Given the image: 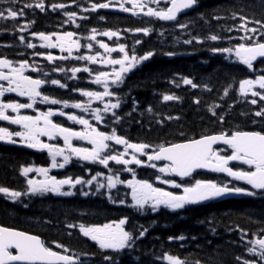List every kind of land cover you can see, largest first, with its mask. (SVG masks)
<instances>
[{
  "label": "trees",
  "instance_id": "obj_1",
  "mask_svg": "<svg viewBox=\"0 0 264 264\" xmlns=\"http://www.w3.org/2000/svg\"><path fill=\"white\" fill-rule=\"evenodd\" d=\"M26 2L0 0V11L12 7L19 12ZM38 17L39 26L47 25L44 16ZM109 17L113 25L134 28L136 43L139 41L135 47L137 54L152 53L143 66L124 76L123 83L112 90L115 96L110 100L115 99L119 104L116 113L119 119L112 126L109 115L108 125L118 136L131 143L159 148L215 133H264V116L255 115L264 109V100L240 95L241 81L264 75V61L249 69L235 55L240 44L264 42V0H199L194 10L170 25L162 24L157 18H141L127 25L129 20L123 16ZM31 19L32 16L26 21L0 18V23H7V29L27 23L35 31ZM181 24L186 27L181 28ZM144 29L148 30L147 35ZM212 36L217 39L212 40ZM249 36L252 39L246 38ZM226 48L231 53L222 51ZM71 76L53 78L69 85L70 91L63 92L66 100H77L74 92L80 87L81 78L74 76L71 80ZM179 78L190 79L196 87L182 85ZM91 87L96 90L89 76L82 75V90ZM165 95L173 97L171 102H165ZM82 100L87 102L86 97ZM252 100L256 103H251ZM94 107L98 108L99 104ZM82 115H85L83 111ZM30 156L26 151L0 147V185L15 187L18 167L29 162ZM111 204L104 195L86 200L48 197L18 205L0 199V224L36 234L52 249L61 244L81 264L88 261L90 264H166L163 260L166 253L179 257L185 264H244L245 261L264 264L257 254L249 252L250 248L254 249L251 242L264 236V195L257 199L211 202L180 213L162 211L146 216ZM121 219H126L124 229L132 234L134 243L119 252L91 245L76 231L82 224L102 226ZM141 231L143 237L139 236ZM180 236L184 239H178ZM105 256L111 259L105 260Z\"/></svg>",
  "mask_w": 264,
  "mask_h": 264
},
{
  "label": "snow or ice",
  "instance_id": "obj_2",
  "mask_svg": "<svg viewBox=\"0 0 264 264\" xmlns=\"http://www.w3.org/2000/svg\"><path fill=\"white\" fill-rule=\"evenodd\" d=\"M152 3L159 5L161 0H151ZM167 5L166 8L153 9L148 8L145 15L157 17L162 21H174L177 19V14L184 9L191 8L196 0H163ZM15 3V0H12ZM25 7H30V5H25ZM36 7L43 10V4L38 3ZM64 4H53L52 8H64ZM108 3L92 4V10L96 8H108ZM137 5L133 3V9ZM87 11L88 9H83ZM120 10L129 11L125 8L123 3L120 4ZM6 13V14H5ZM135 14V12H133ZM23 12L17 11L12 7H8L4 11H0V18L3 19H15L18 16H22ZM74 13L69 14L71 19ZM243 19V18H242ZM181 28L186 27V25H179ZM243 27V26H242ZM264 27V25H262ZM139 31V30H138ZM144 33L147 35L148 30L144 29ZM246 32H256V29H245ZM54 35V34H53ZM74 33L67 32L63 36H57V43L51 41V36L45 35L43 33L39 34V37L45 43H42L41 47L55 48L59 47L61 52L67 51L69 56L72 54V49H79L81 45L79 43L71 40ZM103 35L111 38L116 35L114 32H105ZM247 39H252V37H246ZM23 41V37H20ZM91 40H95V30H93V35L90 37ZM212 40H216V36L211 37ZM243 39V37H242ZM189 42L190 41H186ZM139 43V41H137ZM67 45V47H66ZM32 48L33 45L29 43L27 45ZM90 49L91 44L87 45ZM100 48L106 50V52L111 53L114 51H119L124 53L122 58L119 59H107L104 61L106 64L119 65V70H113L111 76L113 77L111 83L119 87L123 83V74L128 73L133 67L134 63H139L140 60H146L152 55L151 52L147 53L143 57L137 58L135 55L129 57L125 52V46L120 45L117 48L109 47L107 44L100 43ZM221 51V50H216ZM224 52L231 53V49H223ZM171 55V53H168ZM235 55L238 57L239 62L246 65L249 69L253 68V61L257 57H264V42H253L251 45L240 44L235 49ZM60 59H67V57H59ZM49 61H52L54 57L49 55L47 57ZM79 60H87L91 63L96 62L95 55L89 56H79L76 57ZM26 62L20 64V67H14L12 62L7 59H0V69H7V74L0 70V81H7L8 87L4 88L0 85V97H2L5 92H15L18 96H27L28 103H18V102H0V120L9 121L11 124L20 125L23 131H17L15 133H9L6 129L0 128V139L7 138L8 142H13L11 137L13 135L20 137L29 148H35L38 150L47 149L48 154L52 157V167L63 168L69 161V156L64 154V149L57 148L53 145L43 143L39 139L40 136H47L49 140H52L56 135L62 137L67 149L78 156L80 159L91 162L99 163L104 167H108L109 161H114L118 165H124L125 170L129 164L141 165L142 161L138 158L137 153L140 156L147 155L149 161H159L165 160L169 161L170 164L164 167H160L158 171L163 174H172L181 179L188 177L196 169H209L213 172H223L235 180L244 181L246 184L250 185L252 189L258 191H264V133L259 131H234L231 135L226 133H221L218 135L203 136L200 139H192L186 143H174L165 147L163 145L159 146L158 150H153L152 154H148L146 149L150 146L144 143H130L123 137L116 135L115 131L111 134H107L102 131H98L97 128L93 127L89 120L83 117H77L75 115H68V119L74 121L77 124L83 126L84 131L76 132L69 128L60 126L53 123L49 118L54 115L50 110L47 112H41L38 115H17L11 117L6 115L7 110H11L13 113H18L20 109H32L33 104L37 102L57 104L60 101L56 99H50L48 96L42 95L38 89L41 87L44 81L40 79H30L23 75L25 70ZM35 71V68H32ZM84 72L91 74L90 69L84 67L82 69ZM73 75L81 71L80 68H73ZM109 73L99 72L95 76L92 83L98 84L103 87V91H81V95L87 97L86 103H74L71 105L73 108L80 109L83 112H89L90 104L94 100L103 102L105 97H113L115 93L109 90ZM53 84H58L57 80L51 81ZM183 83L186 85H192L190 79H184ZM60 87H65V85L60 84ZM259 88L264 90V75L258 76L255 80L245 79L240 82V90L242 93L251 91L253 97L259 96L261 100H264V91H252L253 88ZM165 101L172 100L173 97L170 95H165L163 97ZM251 103L255 104L256 101L252 100ZM64 107H69L67 102H63ZM119 106L117 103H104L103 110L105 112L109 109H116ZM35 110V109H33ZM91 113L94 116L97 123L102 121L101 109L94 108L91 109ZM64 115L63 112L59 113ZM215 114V113H213ZM115 116V113L113 112ZM256 116H264V109L257 111ZM118 120L119 117L117 116ZM87 140L89 144L92 145L91 150L87 148H77L73 147L71 144L72 139ZM107 141H114L116 145H122L124 151L116 154H104L105 149L109 147L106 143ZM217 143H222L227 145L231 149V154L224 156L219 155L217 150L213 149V145ZM128 149L132 150L131 159H125L124 157L128 155ZM223 151V150H221ZM57 156H61L63 159L62 163H58L56 160ZM230 161H240L246 164L250 170L240 171L233 170L228 167ZM150 167H155L154 164L149 165ZM33 171L32 168H23L22 173L27 175L29 172ZM43 179L34 180L28 179V190L24 194H46L52 193L60 196H70L73 195L71 190L63 191L65 185L69 186V189L74 188L76 185H88L90 186L96 176H93L90 180H83L79 177L72 179L71 177L64 179H57L54 176L48 175V169L38 168L35 169ZM160 179L159 177L157 178ZM118 183H122L118 177L109 175L107 177V184H98L97 191L100 188L106 187L109 192L111 189L115 188ZM160 183H167L173 188H182L183 194L176 195L170 191H163L160 188L153 187V185L144 180H129L126 182V186L131 189V199L135 207L143 209L145 205H150L155 211L158 206L163 205L164 207L177 210L183 209L186 205H194L201 203L202 201L210 200L216 197L224 195L226 192L243 193L245 195H255V192L248 191L243 188L234 187L229 189L226 185H218L212 181H202L196 180L194 184L185 186L175 181L171 180H160ZM0 193H5L15 201L16 198L22 195L19 191H10L7 188L0 187ZM87 195L88 193H83ZM109 200L112 201L111 195H109ZM115 202V201H113ZM123 203V201H119ZM126 223V219H121L118 223L113 222L111 224H104L102 226H88L85 227L83 224L80 225V232L83 236L94 241L101 249H111L113 251H119L127 247H131L134 243V238L131 233L125 231L121 226ZM69 227H73L69 225ZM264 231V230H262ZM140 237L144 236V231L139 233ZM173 237H169L172 240ZM178 239H184L183 236L178 237ZM255 246L258 245L259 251L256 254L259 256L261 261H264V238H258L251 242ZM57 248H62L64 253L69 251L68 248L61 244H56ZM10 249H15V254H13ZM253 248L249 249V252H253ZM105 260H110L111 257L105 256ZM163 260L166 264H185L179 257L172 256L170 254H164ZM0 264H76V260L72 256L61 254L57 251H53L51 248L46 247L45 244L35 235H28L21 231H15L7 227L0 226ZM244 264H249L245 261Z\"/></svg>",
  "mask_w": 264,
  "mask_h": 264
},
{
  "label": "flooded vegetation",
  "instance_id": "obj_3",
  "mask_svg": "<svg viewBox=\"0 0 264 264\" xmlns=\"http://www.w3.org/2000/svg\"><path fill=\"white\" fill-rule=\"evenodd\" d=\"M52 24V23H48ZM9 32L11 34H15L17 36L15 37H8L7 42V36L6 33ZM19 34V35H18ZM21 32L18 28L11 27L10 29H6V26L4 23H0V59L6 58L10 62H12V65L14 67L19 68L20 64L23 62H26L25 70L23 71V74H26L28 76L34 75L32 68H37L39 66V62H37L38 56L35 53V44L33 43L32 39L27 36L23 37V41L20 39ZM54 39V43H57V35H52ZM72 40V39H71ZM74 41V40H73ZM16 43L19 44L17 47V50H15L10 56H7V49H11L12 44ZM31 43L33 45L32 48H29L27 45ZM9 46V47H8ZM67 47V45H66ZM59 49V47H56ZM6 74L7 71L3 70ZM0 85H2L4 88L8 87L7 81H0ZM53 89V87H51ZM42 95L48 96L50 99H55L52 94H45L44 91L41 92ZM0 102L8 103V102H18V103H28V97L27 96H18L15 92H5V94L0 97ZM35 109V110H33ZM52 111L54 115H52L49 119L60 126L73 129L75 131L81 132L82 131V125H78L77 123H72L67 117L68 115L64 113V115H60L61 109L56 107L54 104L50 103H41L39 102V98H37V102L33 104L32 109H20L18 113H13L10 109L6 111V115H9L11 117H15L17 115H30V116H36L41 112H47ZM0 128L6 129L9 133H15L17 131H23V129L20 127V125L17 124H11L9 121L0 120ZM39 139L43 143H47L50 145H53L57 148H60L62 144H64V141L60 139L57 135L52 139L49 140L47 136H40ZM12 143H15L14 146H7L3 142L8 141L7 138L0 139V147L2 148H12L20 151H26L30 153V160L29 162L38 163L39 159H44V161L52 160V157L48 154L47 149L38 150L35 148H29L26 146V143L18 136L13 135L11 137ZM74 141H82L80 139L74 140ZM71 143L75 144L76 142L71 141ZM22 145L25 146L21 147ZM82 148V147H80ZM23 163H21L17 170V179L15 180V183L12 188H17L21 186L23 173L21 170V166ZM49 176H53V173H48ZM0 187L6 188L5 185H0ZM8 188V187H7ZM0 199H2L4 202H8V200L5 198V193H0Z\"/></svg>",
  "mask_w": 264,
  "mask_h": 264
},
{
  "label": "water",
  "instance_id": "obj_4",
  "mask_svg": "<svg viewBox=\"0 0 264 264\" xmlns=\"http://www.w3.org/2000/svg\"><path fill=\"white\" fill-rule=\"evenodd\" d=\"M195 7V4L191 7V8H188V9H192V8H194ZM188 9H184V10H182L181 12H179L178 14H177V18L180 16V15H182V14H184ZM166 22H170V21H166ZM261 59H264V57H257L252 63L254 64V63H256V62H258L259 60H261ZM219 144H221V143H217V144H214L212 147L214 148L215 146H217V145H219ZM159 161H163V160H159ZM165 161V160H164ZM167 162H169V161H167ZM195 171H199V172H206V171H209V172H213V171H211V170H209V169H196V170H194L193 172H192V174L191 175H193V173L195 172ZM223 173V172H222ZM224 174H226V173H224ZM190 175V176H191ZM190 176H188V177H190ZM188 177H185V178H188ZM180 178V177H179ZM234 193H232V192H226L224 195H233ZM224 195H222V196H224ZM206 201H208V200H206ZM206 201H202L201 203H198V204H194V205H201V204H203L204 202H206ZM41 240V239H40Z\"/></svg>",
  "mask_w": 264,
  "mask_h": 264
},
{
  "label": "rangeland",
  "instance_id": "obj_5",
  "mask_svg": "<svg viewBox=\"0 0 264 264\" xmlns=\"http://www.w3.org/2000/svg\"><path fill=\"white\" fill-rule=\"evenodd\" d=\"M161 1H163V0H161ZM98 179V177H96V180ZM105 179V178H104ZM96 180H93V182H92V184L90 185V186H87V188H90V187H93L94 185V183H96ZM98 184H102V183H100V182H98ZM167 184V183H166ZM97 185V184H96ZM170 186V185H169ZM171 187V186H170ZM173 188V187H172ZM100 189H102V188H100ZM73 193L75 192V187L74 188H72V190H71ZM88 195V194H87ZM86 196V195H85ZM160 206H163V205H160ZM160 206H158V207H160Z\"/></svg>",
  "mask_w": 264,
  "mask_h": 264
}]
</instances>
